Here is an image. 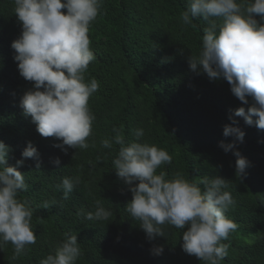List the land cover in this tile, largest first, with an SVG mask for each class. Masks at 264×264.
Segmentation results:
<instances>
[{
	"label": "trees",
	"instance_id": "1",
	"mask_svg": "<svg viewBox=\"0 0 264 264\" xmlns=\"http://www.w3.org/2000/svg\"><path fill=\"white\" fill-rule=\"evenodd\" d=\"M14 7V0H0V140L12 149L11 166L24 159L22 152L29 142L38 149L39 161L25 159L19 168L29 185L19 198L34 208L37 242L16 259L9 242L0 250V264H39L65 232L78 236L82 255L77 264H204L183 251L182 229L165 225L166 237L149 241L126 211L132 193L112 163L119 146L101 145L114 135L113 127H122L129 142L142 128L141 142L165 149L172 163L158 172L166 171L167 179L179 173L189 180L205 176L227 180L224 190L235 204L226 215L238 228L222 241L230 246L221 264H264V130L235 117L238 124L233 126L245 132L243 141L224 136L235 110L253 101L249 98V105H243L226 80H210L190 70L188 57L200 54L208 22L197 18L192 25L182 23L187 0H104L88 34L96 59L85 77L100 85L89 99L96 117L90 147L69 148L67 153L55 146L61 141L41 136L20 106L33 82L20 75L14 60L11 44L22 33ZM217 23L222 19L217 18ZM222 142L235 146L225 152ZM237 150L250 162L242 178L236 175ZM57 158L60 165L54 164ZM66 176L81 180L68 199L58 187ZM97 201L111 211L108 220L86 218ZM156 246H163V254L153 253Z\"/></svg>",
	"mask_w": 264,
	"mask_h": 264
},
{
	"label": "clouds",
	"instance_id": "2",
	"mask_svg": "<svg viewBox=\"0 0 264 264\" xmlns=\"http://www.w3.org/2000/svg\"><path fill=\"white\" fill-rule=\"evenodd\" d=\"M188 7L181 14L184 25L202 18L208 22L203 29L202 50L190 55V70L206 74L210 80H226L232 94L249 105L239 107L230 117L232 125L224 127V136L235 135L243 141L245 132L235 117H242L249 126L264 130V0H187ZM104 0H14V12L22 25V33L11 44L15 51L20 75L33 82L20 101L23 114L30 116L37 132L61 141L55 146L68 149H88V138L96 117L89 107V99L99 89V82L86 81L89 65L96 59L91 49L89 30L101 14ZM66 10V11H64ZM259 16V20L256 17ZM217 18L222 23H217ZM114 135L101 141L103 148L119 146L112 163L116 175L132 193L126 211L146 233L149 241L166 237L165 225L182 229V249L204 264H221L228 256L230 234L238 228L226 213L235 200L227 180L184 178L177 173L167 179L162 165H170L172 156L162 148L141 142L144 130H135L133 141H126L123 128L113 127ZM221 146L225 152L234 144ZM11 147L0 140V250L10 242L13 259L26 254L27 246L37 242L32 228L34 208L30 201L20 199L28 190L24 173L19 168L25 159L39 161L38 149L29 142L22 152L24 159L15 166L8 163ZM236 175L244 176L250 162L237 150L234 153ZM74 158V157H73ZM99 159V157H98ZM57 158L54 164L60 165ZM40 163L36 168L40 169ZM81 183L80 177H64V199H68ZM43 207H49L47 201ZM112 215L97 201L95 211L86 214L88 220L105 221ZM186 229V230H184ZM163 254V246L152 249ZM82 255L78 236L65 232L46 258L39 264H77Z\"/></svg>",
	"mask_w": 264,
	"mask_h": 264
}]
</instances>
